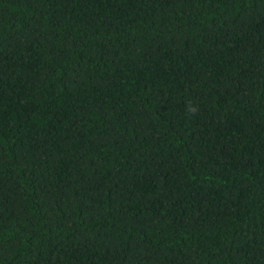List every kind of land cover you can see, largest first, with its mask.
I'll return each instance as SVG.
<instances>
[{"label": "trees", "instance_id": "trees-1", "mask_svg": "<svg viewBox=\"0 0 264 264\" xmlns=\"http://www.w3.org/2000/svg\"><path fill=\"white\" fill-rule=\"evenodd\" d=\"M0 264H264V0H0Z\"/></svg>", "mask_w": 264, "mask_h": 264}, {"label": "clouds", "instance_id": "clouds-1", "mask_svg": "<svg viewBox=\"0 0 264 264\" xmlns=\"http://www.w3.org/2000/svg\"><path fill=\"white\" fill-rule=\"evenodd\" d=\"M186 112L189 114V115H194V114H197L199 112V107L197 105H194L192 104L191 102H189L187 105H186Z\"/></svg>", "mask_w": 264, "mask_h": 264}]
</instances>
